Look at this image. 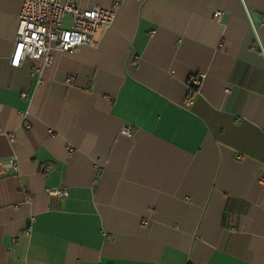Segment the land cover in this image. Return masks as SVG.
I'll use <instances>...</instances> for the list:
<instances>
[{
	"label": "crops",
	"instance_id": "crops-1",
	"mask_svg": "<svg viewBox=\"0 0 264 264\" xmlns=\"http://www.w3.org/2000/svg\"><path fill=\"white\" fill-rule=\"evenodd\" d=\"M71 1L115 20L14 66L0 0V264H264V0Z\"/></svg>",
	"mask_w": 264,
	"mask_h": 264
},
{
	"label": "built area",
	"instance_id": "built-area-1",
	"mask_svg": "<svg viewBox=\"0 0 264 264\" xmlns=\"http://www.w3.org/2000/svg\"><path fill=\"white\" fill-rule=\"evenodd\" d=\"M115 17V7L95 5L83 8L71 0H24L11 63L19 66L25 61L41 59L43 65L49 64L53 60V48L74 51L81 44L94 43L101 28L110 26ZM41 68L43 66L37 65V70ZM205 76V73H197L191 78V92L198 90ZM192 102L190 94L186 104ZM123 132L131 133V126L125 125ZM11 170H19L16 157L0 162L1 173ZM48 191L60 197L69 194L64 188H51Z\"/></svg>",
	"mask_w": 264,
	"mask_h": 264
},
{
	"label": "water",
	"instance_id": "water-1",
	"mask_svg": "<svg viewBox=\"0 0 264 264\" xmlns=\"http://www.w3.org/2000/svg\"><path fill=\"white\" fill-rule=\"evenodd\" d=\"M253 20L256 22V23H258L259 21H258V19H257V16L255 15V16H253Z\"/></svg>",
	"mask_w": 264,
	"mask_h": 264
}]
</instances>
